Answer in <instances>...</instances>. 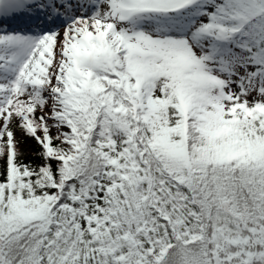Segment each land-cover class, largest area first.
<instances>
[{
	"label": "snow or ice",
	"instance_id": "snow-or-ice-1",
	"mask_svg": "<svg viewBox=\"0 0 264 264\" xmlns=\"http://www.w3.org/2000/svg\"><path fill=\"white\" fill-rule=\"evenodd\" d=\"M0 264H264V0H0Z\"/></svg>",
	"mask_w": 264,
	"mask_h": 264
}]
</instances>
